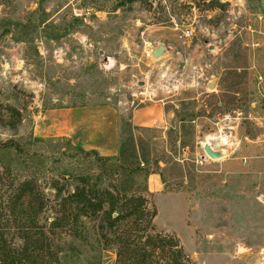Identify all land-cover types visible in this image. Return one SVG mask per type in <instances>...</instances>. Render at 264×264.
Segmentation results:
<instances>
[{
  "label": "rangeland",
  "instance_id": "1",
  "mask_svg": "<svg viewBox=\"0 0 264 264\" xmlns=\"http://www.w3.org/2000/svg\"><path fill=\"white\" fill-rule=\"evenodd\" d=\"M93 104L163 105L160 126L129 137L109 176L87 155L100 186L146 198L186 264H264V0H0V140L39 137L41 113ZM205 143L226 156L208 158ZM75 153L44 147L48 198ZM82 223L49 234L50 257L119 264L96 222Z\"/></svg>",
  "mask_w": 264,
  "mask_h": 264
},
{
  "label": "trees",
  "instance_id": "2",
  "mask_svg": "<svg viewBox=\"0 0 264 264\" xmlns=\"http://www.w3.org/2000/svg\"><path fill=\"white\" fill-rule=\"evenodd\" d=\"M59 142L76 152L71 156L76 166L59 173L60 180L52 179L50 199L39 181L48 172L42 151ZM90 153L109 176L113 169L104 167L116 157L87 152L64 138L0 140V264H60L50 257L54 242L49 234L78 231L84 219L96 222L102 250L117 246L119 264H161L162 259L164 264H186L178 239L155 231L156 210L146 198L100 186L103 179L93 175ZM85 162L87 169L80 170ZM47 212L51 215L44 216Z\"/></svg>",
  "mask_w": 264,
  "mask_h": 264
},
{
  "label": "crops",
  "instance_id": "3",
  "mask_svg": "<svg viewBox=\"0 0 264 264\" xmlns=\"http://www.w3.org/2000/svg\"><path fill=\"white\" fill-rule=\"evenodd\" d=\"M162 109L163 105L157 104L132 111L119 105L93 104L50 110L41 113V126L45 123V128L43 125L38 136L64 138L74 146L95 151L102 157H119L129 137L136 140L140 129L160 126ZM158 180L154 174L148 176V191L157 189Z\"/></svg>",
  "mask_w": 264,
  "mask_h": 264
},
{
  "label": "water",
  "instance_id": "4",
  "mask_svg": "<svg viewBox=\"0 0 264 264\" xmlns=\"http://www.w3.org/2000/svg\"><path fill=\"white\" fill-rule=\"evenodd\" d=\"M163 53H164V46L162 45L157 46L151 52L154 58L161 57ZM208 88L210 89L212 88V83L208 85ZM203 151L205 155L212 160H218L226 156L223 150H215L210 143H205L203 145Z\"/></svg>",
  "mask_w": 264,
  "mask_h": 264
},
{
  "label": "built area",
  "instance_id": "5",
  "mask_svg": "<svg viewBox=\"0 0 264 264\" xmlns=\"http://www.w3.org/2000/svg\"><path fill=\"white\" fill-rule=\"evenodd\" d=\"M147 57L151 58V52H150V51H149V53L147 54ZM34 123H35V125H37L38 122L35 120Z\"/></svg>",
  "mask_w": 264,
  "mask_h": 264
}]
</instances>
